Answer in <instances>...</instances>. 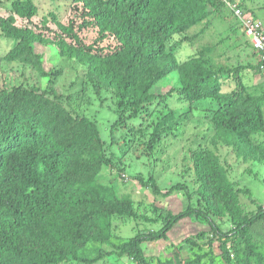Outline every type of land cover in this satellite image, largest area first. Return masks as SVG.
<instances>
[{"label": "trees", "instance_id": "obj_1", "mask_svg": "<svg viewBox=\"0 0 264 264\" xmlns=\"http://www.w3.org/2000/svg\"><path fill=\"white\" fill-rule=\"evenodd\" d=\"M60 1L73 11L65 22L50 8L40 16L35 0H0V264H264V209L253 199L256 210L244 209L249 189L230 178L221 153L264 164V61L234 10L223 0L46 4ZM230 1L264 28L245 0ZM227 15L255 64L209 67L201 51L182 55L188 30ZM36 44L54 50L49 69ZM67 67L74 77L59 93ZM250 70L257 82L246 81ZM104 93L114 103L102 129ZM201 100H209L206 117L191 108ZM187 129L200 139L187 148L195 185L163 189L158 155L169 159L168 140L178 144ZM139 186L154 198L180 191L197 206L164 209ZM116 220L138 232L124 238ZM179 221L207 227L166 245L168 257L147 255Z\"/></svg>", "mask_w": 264, "mask_h": 264}, {"label": "rangeland", "instance_id": "obj_2", "mask_svg": "<svg viewBox=\"0 0 264 264\" xmlns=\"http://www.w3.org/2000/svg\"><path fill=\"white\" fill-rule=\"evenodd\" d=\"M39 4V14H43V12L50 8L56 11L59 15V19L65 22L66 16L73 12L71 10V5L69 1H60L57 2V6L53 4H46V0H35ZM252 3L262 2L263 5L261 7H257L255 10V14L257 17L264 23V0H249ZM47 6V7H46ZM40 16H37L35 20H39ZM231 17L227 15L223 20L220 22H216V27H204V31L201 34L199 31L201 26L192 27L188 30V37L191 41H185V47L182 49L181 53L184 56H187L192 53H198L199 51L205 53L208 57V66L210 67L211 64H223L228 66H234L238 63L245 64L246 62H252L255 64L257 62L258 54L253 55L252 50L243 41V37L238 34L237 32H233L232 30V21L230 20ZM50 25V24H49ZM94 37L93 33H89V39L85 40L88 43ZM209 47V49H206ZM205 49V50H204ZM35 50L37 52H41L44 54L43 61L45 65V69H49L56 61L57 57L54 55V50L51 48L45 49L40 47L38 44L35 46ZM15 73L21 72V67L14 64ZM66 72L62 76V81L57 84V91L60 93L61 89L58 86L66 83L69 84L70 79L74 76V72H72L68 67L65 69ZM12 71L8 70L7 74H11ZM28 74L29 71H26ZM17 74V75H18ZM246 81H253L257 82L260 78L258 75L251 70L246 72ZM45 84V81H44ZM233 87V81L231 79L224 82L222 90L229 91ZM103 96V94H102ZM106 101L103 102L105 105L108 103V111L97 114V119L99 123L102 125V129L106 126V121L110 119L111 115L113 114V103L109 104L107 98L109 96L108 93H104ZM209 100L207 101H199L195 102L191 108L193 109V113L195 115H200L202 117H206L210 115V107L208 106ZM174 106H178L176 101H173ZM98 105H95L93 111H98ZM91 110V112H93ZM206 126V124H205ZM177 138V137H176ZM199 138L195 136V132L187 129V131L179 138L178 144L173 145V139L168 140V149L165 151L167 155L170 156L169 159H165L166 157L163 156V153L158 155L159 162V174H158V182L161 185V188L168 189L171 183L176 181L186 182L188 185L194 186V180L192 177V172L188 170V157L187 148L190 146L196 147L197 142H199ZM223 159L225 160L226 165H228L230 171L229 176L230 178L237 184V186L246 189L248 188L249 191L241 194V200L243 203V207L246 210H256L255 203L251 202L250 200L253 199L257 203L264 205V164L258 163L255 160H247L243 161L233 155H228L226 150L223 149L222 152ZM185 158V159H182ZM162 160V161H161ZM169 160L168 163H166ZM168 169H166V165ZM148 169L146 168L143 173H146ZM186 170V171H185ZM137 183L133 184L134 188L137 187ZM143 191L144 188L142 187L139 189ZM148 195L149 199L153 201H157L160 204V207L164 209H170L171 211L176 209H184L186 206L191 202L193 205L197 206L196 197L192 201H188L186 196L182 192L173 193L172 195H168L165 197H156L152 195V191L149 189L144 190ZM250 195V196H249ZM118 223V231L117 234L122 235L124 238H129L134 236L138 230L134 226V222L130 220H116ZM205 225H197L188 221H179V223L173 227L168 232V242L165 240H160L157 244L150 247V245L146 246L145 253L147 255L155 256L159 255V257H168L166 253L165 247L168 244H176L179 245V242L185 240L187 236H195L197 232L202 230ZM143 228V227H142ZM148 228H153L152 226H148ZM158 228L155 226L154 229ZM201 240L196 239V243H201ZM182 253V257L190 256L189 253V245L186 244L180 251ZM122 264H134V261H129L128 259L121 260Z\"/></svg>", "mask_w": 264, "mask_h": 264}, {"label": "built area", "instance_id": "obj_3", "mask_svg": "<svg viewBox=\"0 0 264 264\" xmlns=\"http://www.w3.org/2000/svg\"><path fill=\"white\" fill-rule=\"evenodd\" d=\"M223 1L234 10L236 16L241 20V31L245 34L253 48L260 53L261 59L264 61V28L261 22L253 19L248 14H243L242 10L231 3L230 0Z\"/></svg>", "mask_w": 264, "mask_h": 264}, {"label": "crops", "instance_id": "obj_4", "mask_svg": "<svg viewBox=\"0 0 264 264\" xmlns=\"http://www.w3.org/2000/svg\"><path fill=\"white\" fill-rule=\"evenodd\" d=\"M245 2H246V6H247L248 10H250L251 8L253 9V10H251V11H254V10L257 9V7H261V6L263 5L262 2L252 3V2H250L249 0H245ZM256 6H257V7H256ZM254 13H255V12H254ZM262 23H263V22H262ZM263 25H264V23H263Z\"/></svg>", "mask_w": 264, "mask_h": 264}, {"label": "clouds", "instance_id": "obj_5", "mask_svg": "<svg viewBox=\"0 0 264 264\" xmlns=\"http://www.w3.org/2000/svg\"><path fill=\"white\" fill-rule=\"evenodd\" d=\"M259 53V52H258ZM259 56H260V53H259ZM261 57V56H260ZM260 204V203H259ZM262 208L264 209V205H262Z\"/></svg>", "mask_w": 264, "mask_h": 264}]
</instances>
